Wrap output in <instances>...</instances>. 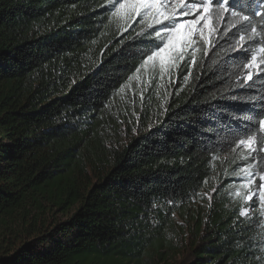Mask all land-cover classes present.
<instances>
[{"label":"trees","instance_id":"obj_1","mask_svg":"<svg viewBox=\"0 0 264 264\" xmlns=\"http://www.w3.org/2000/svg\"><path fill=\"white\" fill-rule=\"evenodd\" d=\"M115 3L0 0V264H264L244 199L264 152L238 146L264 112V64L245 82L225 14L194 66L188 49L161 73L143 61L164 25Z\"/></svg>","mask_w":264,"mask_h":264},{"label":"snow or ice","instance_id":"obj_2","mask_svg":"<svg viewBox=\"0 0 264 264\" xmlns=\"http://www.w3.org/2000/svg\"><path fill=\"white\" fill-rule=\"evenodd\" d=\"M113 8L115 11L112 15L126 23L141 17V22L146 23L149 28L156 24L164 25L163 28L155 30L154 36L157 42L143 61L145 65L149 61L155 62L154 67H158L161 73L177 67L178 61H182L188 54V49H191L188 66H194L195 53L198 51L195 47L197 40H203L207 44L208 37L205 36V31L208 36L216 34L217 25L224 20L225 14L228 15L225 32L236 28L233 33L234 50H240L248 44V47L244 48L248 53V59L244 64L247 70L245 82L252 79L254 70L261 71L257 64L258 59L259 64H264V0H259L255 9L251 11L244 7L241 0H231V2L230 0H187V3L185 0H178V6L177 0H116ZM245 12L247 14H244ZM181 17L190 18L181 20ZM257 18H260L259 24ZM249 41L255 43L249 44ZM242 119L247 120L248 123L244 126V135L239 139L238 146L247 148L250 154L264 152V145L257 147L258 137L255 134L257 129L264 134V112ZM252 159L253 163L258 162L254 155ZM240 171L245 173L243 179L246 180L242 187L250 188L255 182L256 173L247 166ZM259 179L262 183L258 189L250 191L244 199L246 202L252 201L256 196L258 206L262 209L261 215L264 216V174H260ZM236 195L240 193L237 192ZM247 211L244 209L241 215L247 214Z\"/></svg>","mask_w":264,"mask_h":264},{"label":"rangeland","instance_id":"obj_3","mask_svg":"<svg viewBox=\"0 0 264 264\" xmlns=\"http://www.w3.org/2000/svg\"><path fill=\"white\" fill-rule=\"evenodd\" d=\"M185 2L187 3V0H185ZM177 6H178V0H177ZM190 17H181L180 19L181 20H186V19H189ZM201 23H203V22H201ZM205 36L206 37H208V41H209V39L212 37V36H208V33H207V31H205ZM257 64H258V62H257ZM256 66L254 65V68H255ZM161 79V78H160ZM160 79H157V82L158 83H161L162 81H160ZM255 190H257L255 187H253L252 189H251V191H255ZM250 192V191H249ZM253 199H257V197L256 196H254L253 197ZM253 201V200H252ZM252 201H250V202H252ZM245 209H247L248 211H247V214L249 213V212H251L252 210H253V207L252 206H247V207H245ZM180 257V256H179Z\"/></svg>","mask_w":264,"mask_h":264}]
</instances>
